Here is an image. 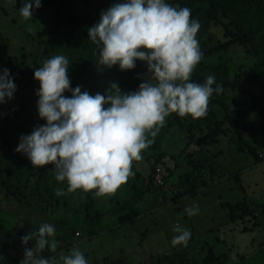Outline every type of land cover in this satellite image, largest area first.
Returning <instances> with one entry per match:
<instances>
[{
    "label": "rangeland",
    "instance_id": "1",
    "mask_svg": "<svg viewBox=\"0 0 264 264\" xmlns=\"http://www.w3.org/2000/svg\"><path fill=\"white\" fill-rule=\"evenodd\" d=\"M19 2H0V69L8 68L16 85L13 97L0 103V264H20L24 248L32 246L31 241L22 244L20 238L35 232L43 222L56 227L58 252L66 251L59 234L66 235L74 228L60 229L62 217L71 220L73 227L78 220L76 225L84 229L78 231L80 235L73 232L77 240L72 239L70 248L77 246L84 255L88 253V264H264V123L255 113L245 114L249 109L246 99L230 90L213 93L208 101V114H213L216 123L226 119L222 127L226 134L217 144L197 146L196 141L207 131L190 136L183 126L171 127L165 118L153 143L142 150V159L133 160L134 175L109 194L77 189L56 195L53 189L62 182L52 176V164L33 166L24 154L14 151L20 134L44 123L37 115L35 90L39 85L32 73L49 56L68 58L72 87L80 85L90 94L103 93L109 82L116 81L126 91L111 68L99 71L97 84L76 71L75 64L83 61L85 51L75 37L61 38L55 33L54 6L32 11L26 20L19 14ZM113 2L85 0L78 9L97 21ZM232 17L252 26L253 31L264 23V17L251 8H237ZM224 30L212 23L205 34L196 33L206 65L223 64L235 74L263 57L264 53L251 46L257 55L249 47H225L228 38ZM263 36L264 29L258 38ZM207 75L199 72L196 82L202 83ZM242 86L262 93L252 84ZM255 137L259 143L254 142ZM239 138L261 161H256ZM157 168L161 172L155 176ZM196 187L198 191H194ZM193 203L199 211L189 216L184 209ZM86 213L91 218L99 216L98 225L87 222ZM176 222L190 230L186 246L171 242ZM76 241L80 243L76 245ZM132 256L136 263L131 262Z\"/></svg>",
    "mask_w": 264,
    "mask_h": 264
},
{
    "label": "clouds",
    "instance_id": "2",
    "mask_svg": "<svg viewBox=\"0 0 264 264\" xmlns=\"http://www.w3.org/2000/svg\"><path fill=\"white\" fill-rule=\"evenodd\" d=\"M38 7L40 0H24L19 14L30 19ZM190 17L189 7L169 0H115L87 27L97 50V71L112 66L129 70L137 61L146 66V78L135 90L123 91L116 81L103 93L72 87L70 63L63 54L49 56L33 70L39 85L37 115L44 123L20 134L14 151L33 166L52 164V176L62 182L53 189L56 195L77 189H95L93 195L114 192L134 175L133 160L142 159V150L153 143L170 113L206 115L209 98L223 89L214 75L202 83L190 79L202 58L196 38L201 25ZM15 90L9 69H0V103L11 99ZM198 211L194 203L184 209L189 216ZM172 231V244L186 246L190 230L176 222ZM20 239L22 244L32 242L24 248L20 264H88L77 246L58 252L60 242L51 223H41ZM45 249L53 255H40Z\"/></svg>",
    "mask_w": 264,
    "mask_h": 264
},
{
    "label": "trees",
    "instance_id": "3",
    "mask_svg": "<svg viewBox=\"0 0 264 264\" xmlns=\"http://www.w3.org/2000/svg\"><path fill=\"white\" fill-rule=\"evenodd\" d=\"M8 1L9 0H0V2L4 3ZM82 1L85 2V0H40V7L35 8L32 11L50 6L56 8L55 19L58 23V28L55 30V33L61 38L75 37L78 43L82 45V48L85 51V56L81 63L75 64L76 71L87 74V76L97 84L101 78V75L95 66L97 50L95 45L88 39L87 34V27L92 25L96 19L92 14L82 12L78 9V6ZM23 2L20 0L19 5L22 6ZM169 3L179 6H187L191 9L190 18L196 19L200 22L201 26L198 30L200 36L206 33L208 27L212 23H215L216 25L219 24L225 29L224 35L228 38L225 47L233 44L243 47L251 46L255 51H261L264 53V36L261 39L258 38L259 34L264 29V23L261 21L260 24L262 25L256 27L253 31L252 26L245 24L242 21L239 22L237 18L232 17L235 9L240 7L251 8L258 16L264 17V0H169ZM198 14H201L202 18H200ZM223 17L229 21L228 25L222 19ZM231 26L233 27V30L230 28ZM55 39H58V37L56 36ZM58 41L59 40H56V43L54 44L55 46L58 45ZM248 49L257 55L253 49L250 47ZM200 63L201 64L198 63L194 67L190 75L193 81H196L199 72H207L209 75H214L216 78L215 82L220 84L223 90H230L231 93L237 94L240 98L246 99V105L249 109L247 110L248 113L245 112V114L255 113L261 117L263 121H261V124L264 123V55L258 61L253 63L251 67L235 74H231L223 64L206 65L202 58ZM111 69L115 78L122 81L126 91L135 90L138 84L146 78V66L140 61H137L135 67L129 70H120L117 66H112ZM243 84L257 86L261 89L262 93L258 94L251 88H245L242 86ZM211 116H213V114H208V111L206 115L200 117H192L190 115L180 116L173 112L166 118L169 120L171 127L183 126L190 136L196 134V131H200V133L207 131L204 136H201L196 141L197 146H203L206 144H217L220 140V136L226 134L222 128L225 125L226 119L222 120L219 124L216 123L215 119ZM227 120L232 121L231 118H227ZM261 124H259V126H261ZM245 128H247V126H245ZM254 140L256 143L260 142L257 137H255ZM239 141L242 142V145L244 143L245 146H247L249 153L254 155L256 161H261L260 157L256 155L251 147L248 146L247 142L242 138H239ZM242 148L243 147H240V151H242ZM211 160L214 162L213 158ZM202 168L204 167L202 166ZM196 176L199 175L196 173ZM153 177L151 178L152 180ZM194 191H198V188L196 187ZM117 208H113L112 211L118 210ZM89 216L90 214H85L84 218H86V221H91L93 225H98L99 216H97V218H91ZM70 221L71 220L62 217L58 220L59 228L63 230L71 227V230L74 228V233L80 230L84 231L82 227L76 225L78 220L75 221V227L71 226ZM59 222H62L63 226L60 225ZM92 223L89 224L91 225ZM73 232L71 231V233L66 235L61 233L60 236H62L67 243V241L74 236ZM93 233L94 232H92V234ZM63 239L61 243H63ZM51 254L52 253H49L47 249L42 252V256H48ZM209 258L213 259L214 256Z\"/></svg>",
    "mask_w": 264,
    "mask_h": 264
},
{
    "label": "crops",
    "instance_id": "4",
    "mask_svg": "<svg viewBox=\"0 0 264 264\" xmlns=\"http://www.w3.org/2000/svg\"><path fill=\"white\" fill-rule=\"evenodd\" d=\"M113 209V208H112ZM111 212V211H110ZM111 214V213H110ZM80 230V229H79ZM81 231V230H80ZM59 236H60V234H59ZM75 236V235H74ZM71 237V239H69V241H67V243H66V240H65V247L64 248H66V249H68V248H70V246H72V244H70L71 243V241H72V239L73 240H77V238H75V237ZM77 242V244L76 245H78L80 242L79 241H76ZM73 243V242H72ZM132 245V244H131ZM132 247V246H131ZM91 254H93V252L91 253ZM89 254L88 253H86L85 254V256H88ZM127 255H128V257H126V258H129V257H131V254L128 252V250H127ZM130 259V258H129ZM132 261V263H136V261H133V256H132V259H131ZM130 263V262H129ZM129 263H125V264H129ZM118 264V263H117Z\"/></svg>",
    "mask_w": 264,
    "mask_h": 264
},
{
    "label": "built area",
    "instance_id": "5",
    "mask_svg": "<svg viewBox=\"0 0 264 264\" xmlns=\"http://www.w3.org/2000/svg\"><path fill=\"white\" fill-rule=\"evenodd\" d=\"M159 172H161V169H160V168H157V169H156V175H155V176H157V174H158ZM159 181H160V180H159ZM76 235H80V233H79V232H76Z\"/></svg>",
    "mask_w": 264,
    "mask_h": 264
}]
</instances>
